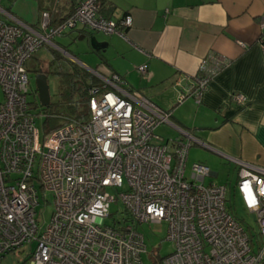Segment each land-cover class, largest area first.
<instances>
[{
	"label": "built area",
	"instance_id": "built-area-1",
	"mask_svg": "<svg viewBox=\"0 0 264 264\" xmlns=\"http://www.w3.org/2000/svg\"><path fill=\"white\" fill-rule=\"evenodd\" d=\"M97 1L78 0L58 24L43 11L38 27L0 7V260L27 247L31 264H143L144 238L135 226L164 222L172 251L161 264H264V168L229 158L237 166L233 188L255 216V242L228 211L226 185L204 183L209 167L192 163L186 172L192 136L180 129L185 141L161 140L154 129L170 114L124 91L118 75L106 80L113 90H90L86 120L66 117L40 142L25 64L43 46L57 47L53 39L78 24L105 35L131 24L130 16L100 15ZM207 60L210 71L201 68L181 87L178 103L200 101L211 69L221 63ZM137 69L146 72L144 65ZM234 100L245 103L238 95ZM39 191L44 202L51 196L44 225L36 220ZM113 201L124 215L108 225Z\"/></svg>",
	"mask_w": 264,
	"mask_h": 264
},
{
	"label": "crops",
	"instance_id": "crops-1",
	"mask_svg": "<svg viewBox=\"0 0 264 264\" xmlns=\"http://www.w3.org/2000/svg\"><path fill=\"white\" fill-rule=\"evenodd\" d=\"M1 1L2 9L34 27L40 25L43 11L57 22L78 2L43 0L36 20L28 22L14 9L16 0L7 7ZM100 7L103 17L116 21L126 15L131 24L110 35L78 24L53 39L61 48L64 39L81 42L86 57L72 55L99 79L102 86L95 88L113 90L106 80L118 75L124 91L167 111L169 122L161 124L174 130L170 138L185 141L182 129L194 139L190 147L195 149L191 154L188 149L187 161L208 166L213 158L205 152H211L236 173L229 158L264 168V28L260 25L264 0H102ZM88 33L98 49L88 45ZM58 46L46 47L51 51ZM212 57H219L221 63L211 69L200 101L188 97L178 103L181 87L196 80L201 68L210 71L212 61H205ZM49 61L36 64L48 70ZM141 65L146 67L144 74L137 69ZM237 95L244 104L234 100ZM210 172L207 183L225 184L214 182L218 172Z\"/></svg>",
	"mask_w": 264,
	"mask_h": 264
},
{
	"label": "rangeland",
	"instance_id": "rangeland-1",
	"mask_svg": "<svg viewBox=\"0 0 264 264\" xmlns=\"http://www.w3.org/2000/svg\"><path fill=\"white\" fill-rule=\"evenodd\" d=\"M15 1V0H14ZM43 0H16L14 3V9L18 12V14H24V20L28 22H32L36 20L38 16V4ZM13 0H2L1 5L9 6ZM13 5V4H12ZM28 18V19H27ZM97 33V32H96ZM65 41L60 44L64 46L59 49H55L58 53H60L63 57V60L60 62L54 61L50 59L51 51L47 49V47H42L39 51H37L31 59L27 60L26 67L28 68V92H27V102L29 104L30 113L34 115L35 118V127L38 129L40 142H42L45 133L50 131V129L60 126L64 123V119L62 117L57 119H52L48 117L55 115H67L70 111L68 105L63 103V101L58 100V91L60 88V81L57 75V70L60 68H66L67 63L66 60H70L72 63L77 65L78 67H82V65L77 62L76 58L72 54L81 55L86 57V54H83L81 42L70 43L69 40L64 39ZM35 57L38 59L36 60ZM50 60V61H49ZM48 63V70L46 74V80L49 90L50 103L51 107L44 109L40 102L38 95L36 93V84H35V75L39 70L38 65L36 63L44 62ZM3 100V90L0 87V103ZM75 103L78 104V96L74 97ZM47 112V113H46ZM49 114V116H48ZM69 115V114H68ZM64 117V116H63ZM68 117V116H67ZM174 130L168 127L165 124H159L154 129V133L157 134L161 140L165 141L173 135ZM195 147H190V154L193 152ZM197 149V148H196ZM200 149V148H199ZM198 149V150H199ZM202 150V149H200ZM206 151V150H202ZM209 155L213 158V161L210 162L208 167L211 170H215L218 172V175L213 179L214 182L217 183H225L226 185V205L228 211L231 213L239 221L241 220L245 227H249L253 236V240H256L255 234H257V226L255 223V216L253 213H247L240 202V199L237 196L236 191L233 188V184L236 180V170L230 165L228 162H221L219 157L211 152ZM191 159L187 161V170L189 172V167L191 165ZM208 180H205V184H207ZM228 182V183H227ZM111 193H118L120 189L115 191L112 188L107 189ZM39 204L36 207V220L38 223H47L50 212L52 210L50 202L51 196L47 195L46 200L41 196V192L39 191ZM49 202V203H48ZM123 206L119 201H113L110 203L109 212L111 214L110 217L105 218L104 223L110 225L112 223V217L121 219L123 217ZM42 225V226H43ZM243 225V226H244ZM135 229L143 235L145 251L141 254V259L143 264H161V259L168 255L172 251V243L166 239L167 232V224L162 223H150V222H142L135 226ZM33 246V245H32ZM29 257V250L27 247L20 248L14 252L6 254L1 260L0 264H31Z\"/></svg>",
	"mask_w": 264,
	"mask_h": 264
},
{
	"label": "trees",
	"instance_id": "trees-1",
	"mask_svg": "<svg viewBox=\"0 0 264 264\" xmlns=\"http://www.w3.org/2000/svg\"><path fill=\"white\" fill-rule=\"evenodd\" d=\"M101 2L102 0H98L97 1V7H98V12H101ZM70 14V13H69ZM67 16L60 18L59 20H57V22L54 20V24H58L60 22H62ZM65 33V32H64ZM62 33V34H64ZM51 53H52V59L54 61L60 62L61 60H63V57L60 53H58L57 51L50 49ZM67 63V67L64 68H60V70H57V75L59 77V81H60V88L58 91V100L63 101V103L68 105L69 108V115L65 114V115H55V116H51L48 117L52 118V119H57V118H61L65 119L67 116L70 118H74L76 120H81L84 121L86 120L87 116H88V100L90 97V90L92 89V87L95 86H102L99 83V79H97L93 74H91L90 72H88L87 70H85L83 67H78L77 65H75L74 63H72L70 60H66ZM39 70L37 72H46L47 68H43L41 66H38ZM78 96V104H74L75 100L74 97ZM51 107V103L49 104L48 107H45L44 109ZM47 113V112H46ZM49 116V114H48ZM64 116V117H63ZM56 128V127H54ZM52 128V129H54ZM50 129V130H52ZM123 213V211H122ZM123 218V217H122ZM238 220V219H237ZM239 221V220H238ZM241 224H243V222L240 220L239 221ZM244 225V224H243ZM245 227V225H244ZM248 235L250 236V240L251 238L254 236L252 235L250 228L247 226L245 227ZM256 236V241H258V235L255 234ZM253 239V238H252ZM254 241V240H253Z\"/></svg>",
	"mask_w": 264,
	"mask_h": 264
},
{
	"label": "water",
	"instance_id": "water-1",
	"mask_svg": "<svg viewBox=\"0 0 264 264\" xmlns=\"http://www.w3.org/2000/svg\"><path fill=\"white\" fill-rule=\"evenodd\" d=\"M88 45L93 49H98L99 45L95 43V39L89 33L86 35ZM36 92L39 98V102L43 107H48L50 104L49 90L46 80V74L41 72L35 75ZM182 132V131H181ZM185 136L186 134L182 132Z\"/></svg>",
	"mask_w": 264,
	"mask_h": 264
}]
</instances>
